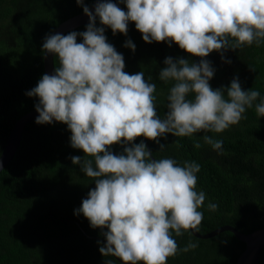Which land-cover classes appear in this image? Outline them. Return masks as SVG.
Masks as SVG:
<instances>
[{
	"label": "clouds",
	"instance_id": "clouds-1",
	"mask_svg": "<svg viewBox=\"0 0 264 264\" xmlns=\"http://www.w3.org/2000/svg\"><path fill=\"white\" fill-rule=\"evenodd\" d=\"M127 11L113 2H98L94 12L83 6L89 23L83 32L48 35L42 45L54 54L59 66L44 74L26 93L37 97V124L53 121L67 125L70 145L84 157L72 156L73 164L95 187L82 200L76 214L102 232L104 257L119 258L123 264H167L179 249L184 232H199L206 199L197 191L195 162L180 166L175 159H153V153L138 137L155 141L166 134L191 137L200 132L222 133L244 117L254 102L258 117H264V98L259 90H242L238 78L230 86L213 89L209 81L214 69L203 59L213 51L221 53L264 42V0H120ZM97 18L100 27H97ZM129 22L146 43H175L199 63L184 58L164 60L159 80L174 82L167 95L164 118L157 114L156 84L143 71L129 74L124 57L107 42L105 28L113 35H127ZM82 42H77V37ZM135 51L128 40L125 45ZM231 63L230 60L226 61ZM254 71V69H251ZM226 92V96H225ZM191 95V99L189 96ZM203 141L222 150V141L203 136ZM123 152L114 154L113 145ZM162 151L164 144L159 145ZM199 149L202 145L194 143ZM217 205L208 204L210 211ZM99 243V242H98ZM198 245L191 241L182 250ZM105 264H114L106 259Z\"/></svg>",
	"mask_w": 264,
	"mask_h": 264
},
{
	"label": "trees",
	"instance_id": "trees-1",
	"mask_svg": "<svg viewBox=\"0 0 264 264\" xmlns=\"http://www.w3.org/2000/svg\"><path fill=\"white\" fill-rule=\"evenodd\" d=\"M92 2L84 0V6ZM110 2L127 11L120 0ZM80 12L83 6L76 0H0V152L16 119L35 109L39 102L26 93L44 75L42 45L46 36L58 23ZM88 23L63 35L83 32ZM100 26L97 18V27ZM105 36L123 55L124 71H143L146 80L151 77L149 82L156 84L157 114L164 118L167 95L174 83L159 80L164 60L184 58L199 63L201 58L191 56L175 43H146L134 22H129L127 35H113L110 28H105ZM128 40L135 45V51L124 46ZM77 42L82 38L78 36ZM223 56L224 60L220 52L213 51L203 58L214 69L211 87L226 89L238 78L242 90H259L264 98V42L228 49ZM56 59L53 54L54 71L59 66ZM259 102L258 98L252 108L246 109V118L222 133L200 132L191 137L166 134L159 138V144L147 140L154 159L172 158L180 166L185 161L200 165L196 190L203 191L206 199L199 209L203 220L198 233L224 224L242 233L264 228V117L256 114L255 104ZM35 121L24 125L12 157L0 169V264H105L106 259L122 264L99 251L106 244L102 232L107 229H94L82 213L76 214L95 187L94 179L70 159L83 158V151L71 147V132L66 124ZM205 135L222 141L220 153L204 143ZM143 140L146 139L138 137L134 143ZM196 142L202 147L195 148ZM160 144L165 145L162 151ZM111 151L121 154L123 146L113 145ZM209 203L216 204L217 209L210 211ZM173 238L180 250L168 258L167 264H233L244 247L229 231L209 238L194 237L186 231L179 237L173 233ZM190 241L198 246L183 251ZM257 264H264V244Z\"/></svg>",
	"mask_w": 264,
	"mask_h": 264
},
{
	"label": "water",
	"instance_id": "water-1",
	"mask_svg": "<svg viewBox=\"0 0 264 264\" xmlns=\"http://www.w3.org/2000/svg\"><path fill=\"white\" fill-rule=\"evenodd\" d=\"M107 1L108 0H93V2L88 8L94 12L95 5L98 2H107ZM88 21H89V17L85 15L84 12H80L58 23L51 30L49 35H55L57 33L63 34L66 31L71 30L77 26H80ZM52 56L53 54L51 53L45 54L44 51L42 52V65H43L44 74H49V75L54 74ZM37 116H38V113L36 109H32L22 114L13 123L7 135L5 144L0 152V169L12 157L17 147V144H18V141H19L24 125L31 120H35ZM143 142L146 144L147 149L149 150L148 144H147L148 141L143 140ZM222 231L231 232L236 239L240 240L244 244L242 251L238 254L233 264H257L259 255L261 252V248L264 244V228H258L249 233H242L238 231L237 229H235L233 226L224 224V225H220L205 233H198V232H195L194 230H189L192 236L198 237V238H209ZM115 259L123 264V262L119 258L115 257Z\"/></svg>",
	"mask_w": 264,
	"mask_h": 264
}]
</instances>
